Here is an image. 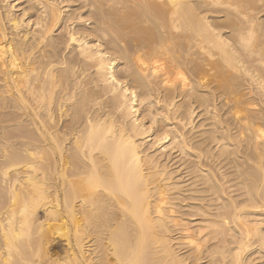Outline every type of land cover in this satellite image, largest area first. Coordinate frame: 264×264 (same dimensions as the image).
<instances>
[{
	"label": "bare ground",
	"instance_id": "obj_1",
	"mask_svg": "<svg viewBox=\"0 0 264 264\" xmlns=\"http://www.w3.org/2000/svg\"><path fill=\"white\" fill-rule=\"evenodd\" d=\"M0 264H264V0H0Z\"/></svg>",
	"mask_w": 264,
	"mask_h": 264
},
{
	"label": "rangeland",
	"instance_id": "obj_2",
	"mask_svg": "<svg viewBox=\"0 0 264 264\" xmlns=\"http://www.w3.org/2000/svg\"><path fill=\"white\" fill-rule=\"evenodd\" d=\"M58 241V240H57ZM62 241L61 239H59V242Z\"/></svg>",
	"mask_w": 264,
	"mask_h": 264
}]
</instances>
